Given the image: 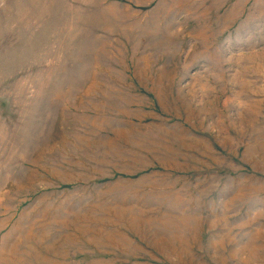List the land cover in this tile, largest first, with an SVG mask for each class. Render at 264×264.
I'll list each match as a JSON object with an SVG mask.
<instances>
[{"label":"rangeland","instance_id":"1","mask_svg":"<svg viewBox=\"0 0 264 264\" xmlns=\"http://www.w3.org/2000/svg\"><path fill=\"white\" fill-rule=\"evenodd\" d=\"M0 264H264V0H0Z\"/></svg>","mask_w":264,"mask_h":264},{"label":"crops","instance_id":"2","mask_svg":"<svg viewBox=\"0 0 264 264\" xmlns=\"http://www.w3.org/2000/svg\"><path fill=\"white\" fill-rule=\"evenodd\" d=\"M155 17V15H152V16H150V17H148V19L150 20L151 19V21L150 22H156L155 23V26L154 25H152L154 28H156V29H158V28H160L163 24L164 25H171V23L169 22L170 21V19H163V18H160V17H158L157 16V20L155 21L154 19H152V18H154ZM140 21H142V20H140ZM131 22H133V23H137V22H139V21H137V19L135 18V20H131ZM168 23V24H167ZM125 28H127V26H125ZM166 69V68H165ZM167 69H169V67H167ZM85 85V84H84ZM88 92H89V90H88Z\"/></svg>","mask_w":264,"mask_h":264}]
</instances>
